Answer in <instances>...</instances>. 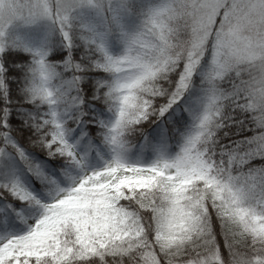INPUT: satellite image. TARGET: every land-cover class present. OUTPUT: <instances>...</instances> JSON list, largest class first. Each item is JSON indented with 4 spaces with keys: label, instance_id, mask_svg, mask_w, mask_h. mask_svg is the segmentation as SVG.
Wrapping results in <instances>:
<instances>
[{
    "label": "snow or ice",
    "instance_id": "6c2138e0",
    "mask_svg": "<svg viewBox=\"0 0 264 264\" xmlns=\"http://www.w3.org/2000/svg\"><path fill=\"white\" fill-rule=\"evenodd\" d=\"M134 10L130 0H0V38L16 26L45 33L27 46L30 63L21 66L16 60L26 57L8 56L5 62L25 71L24 92L36 109L29 121L38 134L34 143L49 156H63L83 169L68 142L65 119L78 122L76 114H85L82 84L92 72L111 77L98 85L95 99L115 113L103 126L117 148L126 130L163 115L182 96L209 53L210 80L235 73L245 101L238 106L264 109V0H160L128 32L122 20ZM113 30L123 40L118 55L107 47ZM54 46L63 52L49 59ZM246 67L260 75L245 80ZM5 71L0 62V76ZM173 71L178 72L175 90L169 104L157 109L155 99L165 92L156 81ZM211 121L206 112L204 133L188 139L173 158L144 166L117 153L102 168L82 171L51 203L41 205V216L26 231L0 235V264H264V194L253 196L257 189L264 193V171L243 182L231 175L238 161L264 158V138L255 150L233 154L226 166L217 164L201 147L214 137ZM0 136L9 142L8 133ZM13 147L29 172L49 180ZM3 187L21 201L40 204L19 181Z\"/></svg>",
    "mask_w": 264,
    "mask_h": 264
},
{
    "label": "trees",
    "instance_id": "16d2710c",
    "mask_svg": "<svg viewBox=\"0 0 264 264\" xmlns=\"http://www.w3.org/2000/svg\"><path fill=\"white\" fill-rule=\"evenodd\" d=\"M135 5V10L124 16L122 23L128 32L135 31L141 22L142 15L149 5H155L160 0H130ZM92 20L102 23L94 15ZM45 37L44 30H27L24 26H16L9 30L5 37L0 38L4 44L5 53L0 54V62L7 69L0 76V133L9 134L6 144L4 137L0 136V235L22 233L32 225L31 221L42 214L41 205L51 203L57 192L70 187L87 169L95 170L105 165L117 153L125 162H139L150 164L158 158L175 157L185 144L188 134L196 123V117L203 111L205 101L213 95L220 96L222 104V122L215 131L212 140L204 148L208 156L220 164L226 162L233 154L248 153L260 146L264 138V119L259 111L239 107L242 103V93H238L241 81L235 73H225L222 78L214 80L215 87L209 84L212 77L211 54L205 55L196 71L193 73L188 89L171 103L164 111L151 115L139 125L125 131L122 136L121 146L111 144L107 139L108 129L104 124L114 121L115 113L109 106L95 99L98 85L111 79L109 74L103 72L89 73L82 84L84 115L77 113L78 122L65 119L66 135L70 145L81 159L83 169L74 166L63 156H49L46 150L36 146L37 130L29 123L36 113L35 107L29 102L25 92V71L23 67H16L10 62H5V56L26 57V60H16V64L23 66L31 62V55L27 46L37 44ZM107 47L113 55H118L123 50V40L119 30H113L107 36ZM63 52L62 46L57 50L54 46L49 59ZM66 55V52H64ZM245 80L249 77L245 74ZM178 72L168 74V78L161 81V88L165 95L155 99L157 109L168 105L171 95L175 90ZM104 91V89H99ZM61 115L63 112L61 110ZM5 121L7 127L4 126ZM13 144L23 150L26 157L49 178L48 181L38 178L29 172L25 164L17 155ZM264 171V158L258 155L246 157L238 161L232 168L231 175L243 182L250 173ZM54 180L55 183L49 181ZM19 181L22 187L35 196L40 204L21 201L3 185ZM262 193L257 189L254 199H259ZM218 228V226H217ZM222 254L227 260L228 252L222 248Z\"/></svg>",
    "mask_w": 264,
    "mask_h": 264
},
{
    "label": "clouds",
    "instance_id": "9594fccd",
    "mask_svg": "<svg viewBox=\"0 0 264 264\" xmlns=\"http://www.w3.org/2000/svg\"><path fill=\"white\" fill-rule=\"evenodd\" d=\"M245 74L249 77V79L253 78V77H258L260 75L259 71L257 69H249V68H245L244 69ZM250 73V75H249ZM168 78V74L167 75H161L160 79L158 81H156V83L161 87V81H164ZM218 80V79H217ZM209 84L212 85V87H215V84L213 81H209ZM242 99V103L240 105H243L245 103V101ZM221 107L222 104L220 102V96L219 95H213L210 96L204 103V107H203V111L201 112L200 115H198L196 117V123L194 125V127L192 128V130L190 131V133L188 134V139L194 138L195 136L204 133V127H201V119L203 117V115L206 112H211L212 113V121H211V128L212 130L215 132L221 122H222V113H221ZM261 114V118L264 119V109L259 111ZM207 127V125L205 126ZM207 137H205L206 139ZM205 146V144H201V147L203 148Z\"/></svg>",
    "mask_w": 264,
    "mask_h": 264
},
{
    "label": "rangeland",
    "instance_id": "374dc122",
    "mask_svg": "<svg viewBox=\"0 0 264 264\" xmlns=\"http://www.w3.org/2000/svg\"><path fill=\"white\" fill-rule=\"evenodd\" d=\"M142 13V12H141ZM141 13H140V15H141ZM24 28H26L27 30H35V31H37L38 30V27H26V26H24ZM142 123V122H141ZM110 160V159H109ZM108 160V161H109ZM127 163H130V164H139V165H144V166H147V165H150L151 163H153V162H151L150 164H146V163H139V162H134V163H132V162H127ZM104 166V165H103ZM103 166H100V167H98V168H96L95 170H98V169H100V168H102ZM86 171H92L91 169H87ZM38 219V217H36L34 220H32L31 221V223L32 224H34L35 223V221Z\"/></svg>",
    "mask_w": 264,
    "mask_h": 264
}]
</instances>
